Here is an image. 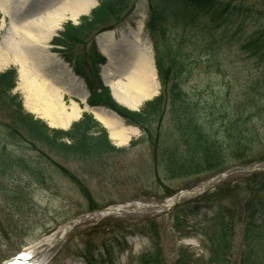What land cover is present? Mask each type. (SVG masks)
<instances>
[{
  "label": "rangeland",
  "instance_id": "rangeland-1",
  "mask_svg": "<svg viewBox=\"0 0 264 264\" xmlns=\"http://www.w3.org/2000/svg\"><path fill=\"white\" fill-rule=\"evenodd\" d=\"M95 1L93 7L97 5L98 1ZM54 2L56 0H0V53L1 57L9 59L0 65V73L7 68L16 70L15 86L8 93H0V264L35 245L42 250L43 264H87L81 257L87 253L93 254L98 264H103L100 256L104 257L103 249L112 243L115 247L112 264H138L137 258L153 249L154 241L160 245L162 255L161 263L157 264H177L180 254L181 264H187L186 261L189 264H214L209 262L210 252L203 247V236L197 231L204 226L194 223L204 213L210 216L212 210L200 209L195 219L185 222L186 226L176 227L175 216L180 222L184 214L173 211V207L181 204L186 207V201L195 196L182 195L171 207L159 209L158 205L170 203L174 194L201 187L222 172L223 177L215 180L207 192L215 191L216 186L220 190L207 199L215 204L222 199L237 214L229 216L230 245L228 250L222 251L218 264H264L260 247L257 248L256 242L246 240L244 235L245 208L242 203H250V199L248 191L244 192L241 187L252 173L262 172L264 177V64L257 67L255 60L245 58L239 50V44L249 33L264 26L261 0H216L217 13L212 23L208 22L209 17L192 14L191 6L162 0H132L129 11L112 27L93 31L77 42L65 40L61 32L66 22L77 25L93 7L87 13L79 14L76 20L66 17L50 39L48 50L75 74L74 82L69 85L73 94H64L63 99L66 105L74 99L82 110L67 127L54 126L28 109L26 93L19 79V66L12 62L11 44L19 38L13 24L53 6ZM154 12L166 17L163 26L169 30L161 44L163 62L172 67V73H181L178 80L186 93L187 104L206 116L200 118L203 127L207 131L212 127L223 132L227 123L232 125L237 120L238 128L227 133L226 139L233 144L234 158L224 163L221 172L210 175L207 171H199L180 176L175 174L177 170L167 173L161 169L162 158H155L152 143L140 140L143 132L138 125L128 124L119 117L123 128H134L128 139L119 144L110 138V129L95 117L87 102L90 95L87 81L96 82L99 78L101 83L106 82L100 73V64L105 62L106 56L97 38L109 30L114 32L115 43L110 51L120 55L118 65L114 67V71L119 72L118 77L124 78L132 66L136 49L145 47L150 52L158 84L155 95L158 94L161 85L153 62L154 43L146 28ZM56 39L65 41L67 46L55 44ZM124 40L126 43H122ZM62 55L68 57L69 62ZM42 70L46 76H56L52 67L46 66ZM58 80L63 81V78ZM80 92L86 93L83 101L77 95ZM251 98L259 103L257 109L242 110L253 103ZM145 99L149 97L134 109H128L140 110ZM18 102L21 104L19 111ZM27 113L32 114L33 119L43 121L46 129L63 131L88 115L99 124V127L90 126L89 133L97 136L105 129L109 145L118 150L99 154L89 146L72 150L68 147L72 141L66 138L55 140L53 144L42 137L36 138L21 121ZM223 122L226 124L222 127ZM158 125V122L150 125L151 131L155 133L158 127L161 131L168 126L165 119ZM221 160L219 156L217 161ZM257 196L264 199V193ZM117 208L124 211L107 212V209ZM65 227L68 230L61 236L60 231ZM54 234L59 238L55 244L51 247L44 244L43 247L44 238Z\"/></svg>",
  "mask_w": 264,
  "mask_h": 264
},
{
  "label": "trees",
  "instance_id": "trees-1",
  "mask_svg": "<svg viewBox=\"0 0 264 264\" xmlns=\"http://www.w3.org/2000/svg\"><path fill=\"white\" fill-rule=\"evenodd\" d=\"M131 1L132 0H98L97 6L91 9L89 15L82 16L77 25L66 22L61 34L65 40L70 39L73 42H77L80 41V37L88 36L93 31L98 32L100 30L109 29L114 22L119 21V19L129 11L128 7ZM162 1L173 2L182 6H191L194 10L193 12L191 11L192 14L195 13L203 17H209L208 22L211 23L214 20L213 16L217 13V7L215 5V3L217 4L216 0ZM261 2L264 4V0H261ZM191 13L189 15L193 16ZM163 18L166 17L157 16L154 12L146 23V28L154 43V62L156 73L158 74V81L161 85L158 95L150 100L144 101L140 110L131 111L125 106H120L114 98L110 96L109 88L103 86L98 78L96 82H92L91 80L87 81V87L90 91L87 102L89 106L107 107L125 120L126 123L138 125L143 132V135L139 137L140 140H149L150 144L152 143V148L155 150V158H162L164 165L161 169L165 170L167 173L172 170H177L178 173L175 174L180 176L195 174L199 171H207L210 175L211 173L215 174L221 172L224 169V163L230 158H234V153L231 151L233 144H230L226 139L227 133L231 134L232 129L236 130L238 128L237 120L234 121L232 125L223 122L224 124L222 127L226 124L223 132L215 131L212 127L209 129L210 131H207L205 127H203L200 118H205L206 116L203 117L200 112L195 111L187 104L186 93H184L180 80H178L181 78V73L179 71L177 73L175 72V74L172 73V71H170L172 67L163 62L161 44L165 41L166 34L169 31L163 26ZM54 43L67 46L64 45L66 44L65 41L60 39H56ZM239 50L245 54V58H252L255 60V65L257 67L264 64V26H259L249 33L248 36L244 38V41L239 44ZM65 59L67 61L69 60L68 57H65ZM15 77L16 70L13 68H7L4 72L0 73V93L5 94L11 91L15 86ZM251 100L253 103L242 110L250 111V108L253 110L257 109L256 107L259 106L257 105L258 102L254 100V98H251ZM16 105L19 111L20 102L16 103ZM164 119L168 126L164 129L162 128L161 131H159L158 127L155 133L152 132L150 125L158 122V126H160ZM21 121L25 123V128L27 127L36 138L42 137L49 143L51 142L53 144L55 140L58 141L63 138L69 139L72 143L68 147L72 150L82 149V147L86 148V146L94 148L99 154H104V151L111 152L118 150L109 145V141L106 139L105 129H101L97 136H92L89 133L88 129L90 126L99 127V124L88 115H85L81 122L73 123L71 128L67 131L46 129L47 127L43 121L40 119H33L30 113H27ZM89 141H92V143ZM133 144H135V142L132 143V145ZM243 152L247 155V150L245 148ZM219 156L222 160L218 162ZM261 173L262 172L252 173L250 175L251 177L245 178L241 187L244 189V192L245 190L248 191L247 196H249L250 199V203L247 201H245V205L242 203V208H245L243 209V218L245 219L244 235L246 240L250 239L256 242L257 248L260 247V255H264V199L257 196L264 193V177L261 176ZM217 187L219 186H216V190L213 192H206L201 196L187 200L186 203L188 205L186 207L182 204L173 207V211L179 210L184 214V218L180 221L182 223L178 222V217L176 218L175 216L174 221L177 222L175 225L176 227L179 225L182 226V224L186 226L185 222L187 221V223H189L190 220L195 219L196 216L200 214V209L205 208L206 211L207 209L212 210L210 216L204 213L203 217L194 223L203 224L204 226L197 231L203 236V247L210 252L211 256L209 262L214 264H218L222 251L229 249L231 235L227 227L228 223L231 222L229 216L234 215L235 217V214H237V211L230 209L227 203L222 199H218V203L216 204L214 201L212 203L211 200L207 199L213 196L216 191L220 190ZM214 199H217V197ZM238 205H241V203ZM241 211L242 209L240 212ZM153 244V249L142 253L141 256L137 258V261L135 259L131 260H135L138 264H152V262L154 264L161 263L162 255H160L161 252H159L160 245L157 241H154ZM113 250H115L113 243L109 244L108 248L103 249L102 254H104V257H102L103 255L100 256V262L103 264H112ZM81 257L87 264H98L97 259L94 258L91 253H87ZM176 262L177 264H181V254ZM186 263L189 264V261H186Z\"/></svg>",
  "mask_w": 264,
  "mask_h": 264
},
{
  "label": "bare ground",
  "instance_id": "bare-ground-1",
  "mask_svg": "<svg viewBox=\"0 0 264 264\" xmlns=\"http://www.w3.org/2000/svg\"><path fill=\"white\" fill-rule=\"evenodd\" d=\"M54 3L51 7L38 10L31 16L28 15L22 22L13 24L19 38L11 44L12 62H16L19 66V79H21V88L26 93L25 100L28 109L39 114L54 126L67 127L72 119L79 117L82 108L74 99H71L68 105L64 102L63 95L72 93L69 85L74 82L72 79L75 75L70 71L69 66L67 67L61 59L48 50L49 41L63 19L67 17L76 20L79 14L87 13L96 1L56 0ZM4 12L7 13V10L4 9ZM134 38L137 42V35ZM113 39L112 30L103 32L97 38L101 51L106 56V61L101 64V71L106 83L111 86L115 99L121 105L133 109L144 98L155 95L158 89L150 52L145 47L137 48L132 66L125 72L124 78L120 79L117 74L119 72L114 71L120 55L110 51L112 45L115 44ZM122 43H126V40ZM130 44L129 42L128 45ZM8 61L9 59L3 56L0 65ZM46 66L52 67L56 76H46L42 70ZM58 78H63V81ZM85 94L80 92L77 95L83 101ZM93 112L95 117L103 121L110 129V138L119 144L124 143L131 131H134V128L129 126L123 128L119 117L104 107L93 108ZM66 229L67 227L62 229L60 235ZM58 239L55 234L45 237L42 242L43 247L44 244L46 247L53 246ZM35 246L26 247L23 252L12 257L5 264H43L45 260L41 255L42 250L37 249L38 245Z\"/></svg>",
  "mask_w": 264,
  "mask_h": 264
},
{
  "label": "water",
  "instance_id": "water-1",
  "mask_svg": "<svg viewBox=\"0 0 264 264\" xmlns=\"http://www.w3.org/2000/svg\"><path fill=\"white\" fill-rule=\"evenodd\" d=\"M86 107H87V106H86ZM86 107H85V108H86ZM91 108L99 109V107H91ZM109 111H110V110H109ZM110 112H111V113H114V112H112V111H110ZM114 114H115V113H114ZM115 115H116V114H115ZM116 116H117V115H116ZM223 175H224V173L212 177L210 180L206 181L201 187H198V188H195V189H191V190H185V191H183V192H181V193H176V194L172 197V199H171V200L173 201L172 204H174L175 202H177L178 199H179L182 195L187 196V197L198 196V195H201V194L204 193V192H207V191L211 190L212 187H213L214 181L220 179L221 177H223ZM170 206H171V203H170V204H169V203H166V204H160V205H158L159 209H160V208L170 207ZM115 211H122V210H121V209H119V210L117 209V210H115Z\"/></svg>",
  "mask_w": 264,
  "mask_h": 264
}]
</instances>
